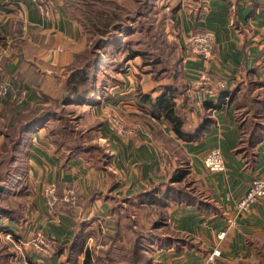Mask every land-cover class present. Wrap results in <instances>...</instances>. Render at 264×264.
Masks as SVG:
<instances>
[{"label": "crops", "instance_id": "1", "mask_svg": "<svg viewBox=\"0 0 264 264\" xmlns=\"http://www.w3.org/2000/svg\"><path fill=\"white\" fill-rule=\"evenodd\" d=\"M69 2L0 0V264H83L87 252L95 264H199L215 249V264H241L263 253L264 197L248 212L238 203L264 177V0L176 1L183 55L173 72H136L135 87L126 70L109 91L67 100L84 45ZM207 30L215 47L204 58L189 38ZM160 97L175 101L180 131ZM80 102L101 155L79 127L55 130ZM213 148L223 171L204 163ZM40 233L47 249L33 244Z\"/></svg>", "mask_w": 264, "mask_h": 264}, {"label": "rangeland", "instance_id": "2", "mask_svg": "<svg viewBox=\"0 0 264 264\" xmlns=\"http://www.w3.org/2000/svg\"><path fill=\"white\" fill-rule=\"evenodd\" d=\"M152 1L157 4H151ZM176 1L186 0H70L68 12L81 23L84 31L81 62L92 64L87 83L105 93L119 84L126 70L133 77L135 87L137 73L159 77L163 69L173 72L183 55L178 30L172 20ZM108 21L111 26L105 28ZM117 23L122 26L113 31L111 27ZM133 51L139 54L132 55ZM82 102H88V99ZM82 102L77 103L76 108H69L74 107L70 103L65 105L67 108L61 112V126L55 130L65 125L69 133L70 129L79 127L83 130L84 144L89 143L93 152L101 155L104 151L101 141L93 131L84 132L90 123L85 110L90 104ZM55 104L52 102L51 105L55 108ZM67 138L72 137L67 135ZM241 264H264V252Z\"/></svg>", "mask_w": 264, "mask_h": 264}, {"label": "built area", "instance_id": "3", "mask_svg": "<svg viewBox=\"0 0 264 264\" xmlns=\"http://www.w3.org/2000/svg\"><path fill=\"white\" fill-rule=\"evenodd\" d=\"M189 46L191 51L200 57L209 58L213 54L215 47V35L212 31H201L194 33L189 38ZM116 127H121L119 120L111 118ZM204 163L208 169L211 171H223L225 169V160L222 152L218 148H213L204 157ZM45 199L50 207H54L58 201L59 197L57 195V185L51 183L46 187ZM264 197V177H254L251 181L250 189L242 197L238 203V208L241 212H248L251 206ZM64 200L69 204H74L78 200V195L74 189H68L64 195ZM224 232L220 233V238L224 236ZM7 238L13 239L11 234H6ZM36 248L47 249L50 247V240L45 237L42 233L38 234L36 239L33 241ZM220 254L219 249H215L212 253L208 255L204 262L199 264H215L216 256Z\"/></svg>", "mask_w": 264, "mask_h": 264}, {"label": "trees", "instance_id": "4", "mask_svg": "<svg viewBox=\"0 0 264 264\" xmlns=\"http://www.w3.org/2000/svg\"><path fill=\"white\" fill-rule=\"evenodd\" d=\"M148 2V0H147ZM150 2V0H149ZM147 4V3H145ZM105 28H109L111 26V22L108 21L106 22V24L104 25ZM122 26V23H117L115 25H113L111 28H113V31L118 30L119 27ZM102 38V37H100ZM132 55H138V52L133 51ZM82 56V54L80 55ZM82 60V58H81ZM80 61H77V63L74 65L76 68L72 71V81L71 83L68 85V99L70 100L71 98H78V97H88L89 94L91 93L93 87H92V83H87L88 82V73L90 70V67L92 64H85L82 63ZM99 60V59H98ZM98 62V61H95ZM93 62V64L95 63ZM86 69V70H85ZM90 84V85H88ZM156 106L158 108H162L163 110H165L166 115L168 116V118H170L174 125L176 126V128L178 129V131H180V127L182 125V121L181 119L176 115L175 113V101L172 98H168V97H160L159 101L156 103ZM55 108L52 107L51 110H53ZM46 116H43V114H41V119L45 118ZM38 119V117L36 118ZM35 119V120H36ZM26 127L24 125H19V127H17V129H13V131L11 132V138H13L14 140H20V135L22 133V130H24ZM12 149V148H11ZM12 150H16L15 147ZM59 202V201H58ZM83 264H95L94 261H92V258L90 257V253L87 252L84 263Z\"/></svg>", "mask_w": 264, "mask_h": 264}, {"label": "water", "instance_id": "5", "mask_svg": "<svg viewBox=\"0 0 264 264\" xmlns=\"http://www.w3.org/2000/svg\"><path fill=\"white\" fill-rule=\"evenodd\" d=\"M4 188H5L4 184L0 183V194L4 191Z\"/></svg>", "mask_w": 264, "mask_h": 264}]
</instances>
